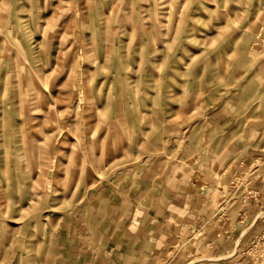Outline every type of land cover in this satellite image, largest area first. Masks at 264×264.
Returning a JSON list of instances; mask_svg holds the SVG:
<instances>
[{
	"label": "rangeland",
	"instance_id": "obj_1",
	"mask_svg": "<svg viewBox=\"0 0 264 264\" xmlns=\"http://www.w3.org/2000/svg\"><path fill=\"white\" fill-rule=\"evenodd\" d=\"M161 237L264 264V0H0V264Z\"/></svg>",
	"mask_w": 264,
	"mask_h": 264
},
{
	"label": "crops",
	"instance_id": "obj_2",
	"mask_svg": "<svg viewBox=\"0 0 264 264\" xmlns=\"http://www.w3.org/2000/svg\"><path fill=\"white\" fill-rule=\"evenodd\" d=\"M177 231V230H176ZM177 234V233H176ZM146 238H147V236H146ZM163 237H161V238H157V241H156V244L157 245H159L160 243H161V246H158L159 248H160V251H161V253H166L165 254V260H164V264H177L176 262H173L172 260L171 261H169L168 259H167V256L170 254L169 253V247H171L170 245H168V244H166V245H163V240H161ZM162 241V242H161ZM170 241V239H168V241L167 242H169ZM172 245V244H171ZM157 247V246H156ZM152 252L149 254V256H148V258L149 257H151V260H152ZM148 255V254H147ZM145 256H146V254H144V258H145ZM146 259V258H145ZM167 260V261H166ZM139 264V263H138ZM140 264H144V263H142L141 261H140Z\"/></svg>",
	"mask_w": 264,
	"mask_h": 264
}]
</instances>
